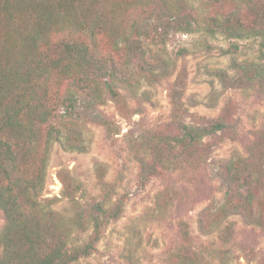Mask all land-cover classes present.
Masks as SVG:
<instances>
[{
    "label": "trees",
    "instance_id": "16d2710c",
    "mask_svg": "<svg viewBox=\"0 0 264 264\" xmlns=\"http://www.w3.org/2000/svg\"><path fill=\"white\" fill-rule=\"evenodd\" d=\"M116 1L109 10L111 13L116 6L121 9L127 1L131 2ZM206 1L231 9L206 21H190L191 17L174 14L167 18V28L182 34L200 31L208 37L220 35L230 42L224 54L238 52L236 41L260 38L261 46L264 45V2ZM102 5L99 0H0V212L4 216L0 264H78L93 254L103 229L123 212V200L113 201L108 196L88 208L83 207L80 203L83 187L65 168L59 169L56 175L61 184V198L72 204L71 213L63 214L52 208L60 198L41 197L51 147L58 144L65 151L76 152L87 149L81 133L71 128L69 122L78 118L76 111L80 110V105L94 108L96 103L102 102L99 79L106 77L102 82L106 94L123 116L127 102L118 88L123 89L129 99L144 96L137 95L129 80H118L116 70L108 69L104 61L94 57L85 42L52 40L53 33L61 31L59 23L71 21L79 25V17L83 15L86 16L84 22L91 19L93 30L105 34L104 38H109L111 44H117L121 25L112 29L113 21L108 15L97 12ZM165 67L167 65L161 66ZM232 68L233 77L224 70L218 69L215 73L226 88L251 90L264 96L261 61L244 60ZM148 73L151 77L157 76L152 70ZM63 84L65 91L61 93ZM79 94L85 97L80 99ZM172 103L175 106L174 133H156L143 145L147 146L145 152L149 155V168L145 167L143 173L145 178L162 175L177 166L203 168L210 156L204 138L226 130L227 122L232 120L228 117L230 108L225 106L223 110L227 115L224 117L202 125H188L181 122L183 109L178 108L175 101ZM98 120L110 131V123ZM262 127L245 147V156L236 155L207 165L223 194L218 206L208 207L201 213L199 227L203 233L210 227L217 229L219 243L215 247L218 246L222 257L227 256V259L237 241L231 217L264 229V125ZM259 190L263 192L261 196L257 194ZM88 230L90 233L81 241ZM181 237L183 241H191L184 223ZM173 260L169 264H201L202 258L197 252L184 256L178 252ZM127 264L142 263L129 261Z\"/></svg>",
    "mask_w": 264,
    "mask_h": 264
},
{
    "label": "rangeland",
    "instance_id": "374dc122",
    "mask_svg": "<svg viewBox=\"0 0 264 264\" xmlns=\"http://www.w3.org/2000/svg\"><path fill=\"white\" fill-rule=\"evenodd\" d=\"M99 2L103 5L97 12L115 21L112 29L121 25L117 44H111L105 34L93 30L91 19L84 22L83 15L79 17V25L71 21L59 23L61 31L53 33L52 40L85 42L94 57L104 61L108 69L116 70L118 80H129L137 95L144 96L129 99L118 88L127 102L123 116L106 94L102 83L106 77L99 79L102 102L94 108L80 105L76 111L78 118L69 122L71 128L81 133L86 151H65L58 144L51 147L41 197L60 198L52 207L55 211L66 214L73 210L72 204L61 198V184L56 175L61 168L69 170L82 185L83 207L101 202L104 196L113 201L121 198L124 203L121 216L103 229L93 254L78 264L129 261L169 264L178 252L183 256L188 252L199 253L201 264H264V229L231 217L237 241L227 259L215 247L219 243L217 229L210 227L203 233L199 227L201 213L218 206L223 194L207 165L236 155L245 156V147L264 125V96L251 90L226 88L215 73L224 70L233 77L232 67L244 60L264 64L262 40L236 41L238 52L224 54L230 42L220 35L208 37L200 31L182 34L167 28V18L174 14L191 17L190 21H206L231 9L211 5L206 0H131L121 9L116 6L112 13L109 10L115 5L114 0ZM234 6L242 9L240 5ZM19 24L22 28V23ZM164 65L167 67L161 68ZM149 70L157 76L151 77ZM64 84L61 93L65 91ZM84 97L78 95L80 99ZM172 101L183 109L181 122L188 125H202L224 117L225 106L230 108L228 117L232 120L227 122L226 130L204 138L210 156L203 168L177 166L162 175L145 178L144 169L149 168L147 146H143L146 140L156 133L172 134L176 129ZM98 119L110 123V131ZM257 194L261 196L262 190ZM183 223L190 242L181 237ZM3 225L4 216L0 212V232ZM89 233L90 230L80 240H85ZM209 242L214 244L205 245ZM184 249L188 250L183 253Z\"/></svg>",
    "mask_w": 264,
    "mask_h": 264
}]
</instances>
